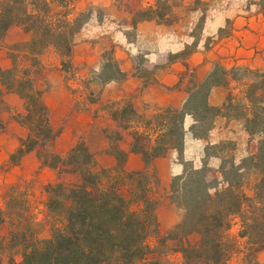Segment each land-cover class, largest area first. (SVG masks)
I'll return each mask as SVG.
<instances>
[{
  "label": "trees",
  "instance_id": "16d2710c",
  "mask_svg": "<svg viewBox=\"0 0 264 264\" xmlns=\"http://www.w3.org/2000/svg\"><path fill=\"white\" fill-rule=\"evenodd\" d=\"M76 3L77 0H0V46L12 26L30 34L29 40L9 48L12 67L0 66V102L5 92L19 94L25 107L15 118L28 128L27 136L20 138L7 164H16L25 154L36 151L45 165L76 172L83 180L76 185L56 182L46 186L49 212L54 214L50 236L14 228L11 237L0 243V264H230L236 253L243 254L242 264H263L256 253L264 249V70L254 72L261 79L258 83H244L237 105L232 104V93L227 104L228 109L233 106L238 110L236 115L244 120L247 131L259 136L257 151L238 164L223 167L221 181H208L206 166L195 168L187 163L184 173L175 176L171 185L172 200L183 207V217L162 233L151 194V183L156 181L154 172L126 171V152L118 147L113 149L118 163L110 169L96 167L95 155L83 140L64 155L52 147L58 130L51 123L45 88L37 84V74L46 52L61 56L64 67L72 64L76 35L90 17L87 11H77ZM182 4L181 0H156L135 13L136 22L153 18L167 22L168 11ZM141 65H137L138 70L149 73ZM237 69L250 72L249 66ZM227 71L224 64L216 62L207 77L196 81L189 90L181 109L164 108L155 118L159 128L154 129V138L150 128L153 121L145 123L143 132L137 125L132 150L143 153L148 165L170 149H176L183 159L185 117L194 116L191 130L195 136H208L214 117L221 112V107L209 103V94L214 86L228 85ZM98 78L103 83L126 78L115 49L111 59L103 62ZM208 113L214 116L205 128L202 124L207 123ZM132 115L137 116V112L131 102L121 113L113 111L125 129L134 121ZM121 138L118 132L116 140ZM6 220V209L0 206V227ZM236 224L238 234L232 236L230 231ZM152 234L157 237L155 246L149 243ZM17 238L20 241L15 248L21 260L11 254L6 261L5 244Z\"/></svg>",
  "mask_w": 264,
  "mask_h": 264
},
{
  "label": "crops",
  "instance_id": "0c3cea01",
  "mask_svg": "<svg viewBox=\"0 0 264 264\" xmlns=\"http://www.w3.org/2000/svg\"><path fill=\"white\" fill-rule=\"evenodd\" d=\"M152 2L153 0H141L139 6L144 7ZM253 5L257 9L254 13L245 11L229 18L231 19V32L213 48L217 49L221 55L236 59L237 63L252 61L256 54L264 52V0H255ZM144 26H152L154 30L163 28V24L154 18L138 21V29ZM12 33H16L19 37L8 40ZM28 37L29 33L21 27L12 26L5 39L8 43H15L21 40L26 41ZM75 46L72 62L82 64L76 73L77 78H65V73L60 69H43L42 74L38 73L44 75L49 82L48 87L45 88L44 100L51 123L58 130L52 147L57 153L64 155L80 140H83L95 155L98 169H110L117 165L118 158L113 149L118 147L126 152L124 161L126 171L141 172L149 169L154 172L156 181L151 183V194L156 202V214L162 233L179 223L183 217L184 209L172 200L171 185L175 176L184 173L187 163L195 168L206 166L207 180L221 181L222 167L225 166L223 154L220 152L209 154V146H217L229 139L234 140L236 147L231 155L235 163H239L245 156L256 152V136L250 134L245 127L244 120L227 107L229 94L233 95L232 101L241 100L245 82L240 86L234 78H230L227 74L228 85L214 86L209 94V103L221 107V112L216 115L208 136L203 138L193 134L191 127L195 124V118L187 114L183 159L180 158L176 149H170L166 155L154 158L148 165L143 153L132 150L136 126L138 125L140 131L143 132L145 124H142V118L151 120L156 117L153 114L154 111L160 113L164 108L181 109L184 106L189 97V80L193 78L194 81H202L210 72V66L205 58L207 54L204 50L195 49L188 55H179L169 60L172 54L183 52L185 43L176 50L166 43L158 45L144 53L145 59L142 67L149 73L143 75L140 74L126 52L115 50V56L122 70L126 72V78L123 81L112 80L102 83L99 99L88 102L85 97L86 88L81 82L87 77L84 66L96 65L100 61V54L97 48L89 43ZM81 48L84 49L83 52H80ZM12 65L13 59L9 50L0 46V66L8 69ZM244 66L251 67L246 63ZM38 74L37 84L39 85ZM236 82L238 84H234ZM235 90L237 91L234 92ZM125 99H131L129 102L133 103L137 112V116L132 115L131 118H138L129 122L130 126L126 129L113 116V111L117 109L113 108L114 104ZM24 107V100L19 94L4 93L3 102H0V121L3 123L0 139L4 142V147L0 150V163L8 162L9 156L16 151L20 138L28 134V128L15 118L17 113L24 111ZM152 125L150 128L154 138L156 134L154 136ZM103 132H120L122 138L115 140L111 146L109 140L100 136ZM91 134L98 140L92 142L89 139ZM9 173L15 175L14 181L12 180L9 186L15 184L17 180L20 185L32 182L37 187L56 182L73 185L83 182L81 175L76 172L45 165L36 151L25 154L18 163L12 164ZM238 228V224L232 227L231 231H234V236H237ZM238 239L241 242L244 241V239ZM242 256V253H236L230 260V264H242ZM256 257L264 264V249L259 250Z\"/></svg>",
  "mask_w": 264,
  "mask_h": 264
},
{
  "label": "rangeland",
  "instance_id": "374dc122",
  "mask_svg": "<svg viewBox=\"0 0 264 264\" xmlns=\"http://www.w3.org/2000/svg\"><path fill=\"white\" fill-rule=\"evenodd\" d=\"M155 1L156 0H153L152 4H148L144 7L153 5ZM181 1L183 2L182 5H175L172 7L171 11H168V15L165 17L167 22L162 23L163 28L154 30L152 26H144L140 29L137 28L138 22H136V20L138 16L135 13L144 8L139 6L141 0H77L76 10L89 12L90 17L77 33L75 45L89 43L94 45L100 54V61L96 63V65H93V67L84 66L87 77L84 81L81 80V82L86 88L85 97L88 102H94L99 99L100 86L103 82L99 80L98 74L101 70L102 62H107V60L111 59L113 49L126 52L132 63L137 66L143 63L145 59L144 53L152 47L166 43L176 50L185 43L183 52L180 54H172V59L179 55H185V53H189L195 49L204 50L207 54L205 58L210 66V71L215 68L216 62H221L224 65L226 64L225 66H228L227 74L230 75V78H233V76L237 77L236 81L240 86L247 81L258 83L259 80H261L254 72L256 73L255 70L258 68L264 70L263 51L256 54L252 61L237 63L236 59L230 58L231 56L221 55L217 52V49H213L222 38L226 37V35L231 32L232 26L230 22L231 19L229 18L241 12L249 11L254 13L255 10H257L253 5L255 0ZM13 37H19V35L12 33L8 40ZM29 38L30 34L27 40H29ZM24 41L21 40L15 43H8V41L4 39L2 46L9 50L14 44ZM83 51L84 49L81 48L80 52ZM61 61V56L58 54L51 51L46 52L41 57L42 66L39 72L42 74L43 69H60L65 73V78H77L76 73L80 70L82 64L80 62H74L73 64L72 62L69 68H67L61 64ZM244 63L251 65L249 69L250 72L245 73L243 69H237L239 66H243ZM157 72L159 71L157 70ZM140 73L146 74L143 69ZM41 74H38L39 86L47 88L49 82L44 75ZM237 82L234 84H238ZM195 83L196 81H194L193 78L189 80V90L193 88ZM236 91L237 90L234 92ZM129 100L131 99L119 101L117 104H114L115 106H113V108H117L119 113H121ZM238 102V100L232 101L233 106L237 105ZM233 106H230L229 109L238 112ZM242 110L243 109H240L239 111ZM153 114L157 116L159 113L154 111ZM213 116L212 113L207 114L208 119L206 122L208 125L207 123L202 124L205 128L209 126ZM155 118L156 117H153L151 120L142 118L141 121L143 125L148 121H153L152 129L154 130L159 128ZM134 119L138 118L134 117ZM2 124L3 123L0 121V130L3 127ZM199 125H201V123H199ZM153 133L155 136L156 132L154 131ZM100 136L109 140L112 146L116 140L117 132H103ZM255 136L257 141L256 149H258L259 136ZM89 139L92 142L98 140L92 134ZM143 140L146 142V139ZM97 144L99 145L100 143ZM3 147L4 142L0 139V150H2ZM235 147L236 142L229 139L221 142L217 146H209V153H222L225 160V166L223 167L228 168L230 164L235 163L231 155ZM9 165L6 161L0 163V206L5 208L7 213V220L0 227V242L4 241L7 237H11V231L14 228L20 231L26 230L28 233L38 234L40 237L50 236L54 224V214L49 212L48 208L50 194L46 190L47 185L37 187L32 182L20 185L17 180L15 184L9 186L12 180L14 181L15 179V175L9 173L12 164ZM230 234L234 236L235 233L234 231H230ZM156 238L154 234L150 237L149 243L152 246H155ZM18 241H20L19 238L15 239L14 242L10 241L5 244L6 252L4 254L6 261H8V256L11 254L15 255L18 261L21 260V255L18 253V249L15 248ZM176 259L179 260L178 257H176ZM140 264H146V261H142Z\"/></svg>",
  "mask_w": 264,
  "mask_h": 264
}]
</instances>
